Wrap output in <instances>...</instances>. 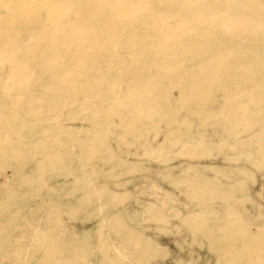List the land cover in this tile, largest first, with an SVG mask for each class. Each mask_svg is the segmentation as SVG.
Returning <instances> with one entry per match:
<instances>
[{
  "label": "rangeland",
  "instance_id": "obj_1",
  "mask_svg": "<svg viewBox=\"0 0 264 264\" xmlns=\"http://www.w3.org/2000/svg\"><path fill=\"white\" fill-rule=\"evenodd\" d=\"M22 28L6 34L22 41ZM196 62L180 70L195 71ZM120 66L130 67L125 62L111 69ZM99 69L104 74L80 83L90 87L85 97L58 98L40 92L35 81L21 91V106L10 110L5 105L14 95L2 88L8 69L0 68V139L18 150L14 157L0 150V264H248L238 249L249 236L264 234V157L247 140L253 131L227 118L246 115L264 135V96L255 97L259 106L244 107L247 92L240 84L229 101L211 84L188 101L176 95L180 83L156 75L154 67L142 69L152 74L151 94L129 76L106 72L104 64ZM109 84L112 91L98 102L93 94ZM132 84L135 97L126 92ZM32 93L37 103L28 116ZM137 94L143 100L151 95L155 112L134 109ZM37 118L45 121L34 127ZM239 139L243 143L235 144ZM207 190L226 197L201 198ZM231 219L247 233L222 232ZM229 244L231 254L225 252Z\"/></svg>",
  "mask_w": 264,
  "mask_h": 264
},
{
  "label": "bare ground",
  "instance_id": "obj_2",
  "mask_svg": "<svg viewBox=\"0 0 264 264\" xmlns=\"http://www.w3.org/2000/svg\"><path fill=\"white\" fill-rule=\"evenodd\" d=\"M263 2L0 0V68L8 69L2 88L14 95L10 104L5 106L10 110L21 106V91L35 81L40 92H52L58 98L62 95L72 100H76L78 95L85 97L90 87H82L80 83L93 74H104L99 69L102 64L108 67L106 72L112 71L139 81L141 84L137 89L146 94L152 93L154 84L149 83L152 74L143 71L144 66L154 67L158 69L156 75L180 83L176 93L178 99L196 100L195 91L207 89L212 84L214 91L224 92L228 101L233 100L238 96V83L242 86L239 90L247 92L244 107L251 104L259 106L260 102L255 97L264 96ZM39 8L45 11L44 17L39 15ZM17 26H22L27 35L22 41L6 34ZM42 42H45L44 46L40 45ZM171 50H178L182 56L187 55L183 58ZM16 52L19 55H14ZM191 59L197 61L196 70H180V66ZM125 62L130 67L111 69V65ZM32 76H36L35 80H31ZM43 78L48 82H42ZM257 84H261V88L256 91L253 87ZM106 86L93 94L100 103L106 100L107 91L113 89L110 84ZM134 88L133 84L126 88L128 95H133ZM232 89L235 90L232 92ZM189 91L194 92L190 94ZM149 97V100H143L137 94L132 101L133 108L154 110L152 107H157V104L151 95ZM27 98L26 115L32 116L33 106L37 102L33 93L28 94ZM122 106L120 104L117 111L120 120L125 117ZM233 109H237V106L234 105ZM3 115L0 107V120ZM132 119L133 123L142 124L141 117ZM227 119L229 123L241 122L246 128L243 132L253 131L247 140L256 145L253 153L264 157V135L259 122H251L246 115ZM44 121L37 118L34 127ZM11 129L9 131L14 128ZM239 143H243V140H235V144ZM8 144L0 139V150L7 156H17L16 147ZM190 152L193 156L200 155L199 150L192 149ZM249 156L245 154L246 161H250ZM251 163L254 167L258 165ZM200 196L223 199L226 194L219 190H207L200 192ZM219 229L222 232L232 231L233 236L247 233L243 225H236L232 219ZM216 249L222 250L220 247ZM234 249L229 244L225 252L231 254ZM238 251L246 254L248 264H264V234L258 232L255 236H249L242 241ZM14 262L10 261L11 264Z\"/></svg>",
  "mask_w": 264,
  "mask_h": 264
}]
</instances>
